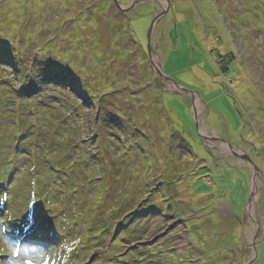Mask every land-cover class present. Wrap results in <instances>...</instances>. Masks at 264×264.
<instances>
[{
	"label": "rangeland",
	"instance_id": "374dc122",
	"mask_svg": "<svg viewBox=\"0 0 264 264\" xmlns=\"http://www.w3.org/2000/svg\"><path fill=\"white\" fill-rule=\"evenodd\" d=\"M116 1L0 0V264H264V0Z\"/></svg>",
	"mask_w": 264,
	"mask_h": 264
},
{
	"label": "water",
	"instance_id": "95a60500",
	"mask_svg": "<svg viewBox=\"0 0 264 264\" xmlns=\"http://www.w3.org/2000/svg\"><path fill=\"white\" fill-rule=\"evenodd\" d=\"M116 4H117V1L116 0H113ZM142 1H144V0H131V2L130 3H128L127 4V6H125V7H127L126 8V10H128V11H130V10H132V9H135L139 4H141L142 3ZM166 3H168V1L166 2ZM118 7H119V5H118ZM167 9V8H166ZM164 13L165 12H162V14L160 15V16H158L156 19H160L162 16H164ZM156 19L155 20H152V24H151V27H150V32L148 33V37H147V43H148V54L150 55V47H149V44H150V33H151V31H152V29L154 28V26H155V24H156ZM157 74L161 77V78H164L165 80H168V81H170L171 82V79H168L166 76H164V74H163V71H162V69L160 70V71H157ZM172 84L173 85H175V87L177 88V89H179V90H181V91H183V92H187V93H190V92H188V91H185V90H183L178 84H176V83H174V82H172ZM190 94H192V95H194V93H190ZM195 114V113H194ZM211 140H213L214 142H220L221 144H223V145H225L226 146V148L231 152V155L233 156V157H235V158H237V159H240V160H242V161H245V162H247L249 165H248V167L247 168H249V171H250V173H251V181H250V191H249V197H250V199H249V203H248V205H247V207L246 208H248L249 207V204L252 202V200H251V198L254 196V192H256L257 190H258V186H257V184H253L252 185V181H253V179L255 180V178H256V174H259L262 178H263V181H264V175L260 172V170L255 166V164L253 163V161L250 159V157H248L247 155H245L242 151H240V150H236L231 144H229L228 142H225L224 140H221V139H219V138H212ZM254 183H256V182H254Z\"/></svg>",
	"mask_w": 264,
	"mask_h": 264
},
{
	"label": "crops",
	"instance_id": "0c3cea01",
	"mask_svg": "<svg viewBox=\"0 0 264 264\" xmlns=\"http://www.w3.org/2000/svg\"><path fill=\"white\" fill-rule=\"evenodd\" d=\"M167 4V3H166ZM230 144V143H229ZM234 148H235V146H234ZM227 158V157H226ZM239 169H242V168H239ZM262 190H263V192H264V186H262ZM262 196H263V193H262ZM261 198V197H260ZM228 204V205H227ZM225 205H227V206H222V207H225V208H227L226 209V213L227 214H220V212H218L219 210H217V212H218V214H220V215H224V216H226L225 217V219H227L228 217L229 218H231L234 222H235V219L234 218H232V217H230L229 215V213L231 212V215H232V213H233V208H231V206L229 205V203H225ZM245 210H243V214L240 216L241 218L239 219V223H238V221L236 220V222H235V224L237 225H240L241 224V229H243V225L244 224H246L247 222H244L243 221V217L245 216V212H244ZM224 212V213H225ZM255 216H257V220L256 221H258L259 222V224H262V223H264L263 221H264V206H263V204H261V206L259 205L258 207H257V212H256V214H255ZM248 218V217H247ZM216 222H218V221H216ZM222 222H224V221H222ZM253 235H255V234H253ZM252 235V236H253ZM255 237V236H254ZM250 244H252L251 242H249ZM258 251V250H257ZM256 250H255V252L256 253H258V256H259V251L257 252ZM259 259H260V257L258 258V261H259ZM256 261V260H255ZM257 263V262H256Z\"/></svg>",
	"mask_w": 264,
	"mask_h": 264
},
{
	"label": "snow or ice",
	"instance_id": "6c2138e0",
	"mask_svg": "<svg viewBox=\"0 0 264 264\" xmlns=\"http://www.w3.org/2000/svg\"><path fill=\"white\" fill-rule=\"evenodd\" d=\"M45 264H47V262H45Z\"/></svg>",
	"mask_w": 264,
	"mask_h": 264
},
{
	"label": "bare ground",
	"instance_id": "6f19581e",
	"mask_svg": "<svg viewBox=\"0 0 264 264\" xmlns=\"http://www.w3.org/2000/svg\"><path fill=\"white\" fill-rule=\"evenodd\" d=\"M213 132V131H212Z\"/></svg>",
	"mask_w": 264,
	"mask_h": 264
},
{
	"label": "trees",
	"instance_id": "16d2710c",
	"mask_svg": "<svg viewBox=\"0 0 264 264\" xmlns=\"http://www.w3.org/2000/svg\"><path fill=\"white\" fill-rule=\"evenodd\" d=\"M108 113V112H107Z\"/></svg>",
	"mask_w": 264,
	"mask_h": 264
}]
</instances>
